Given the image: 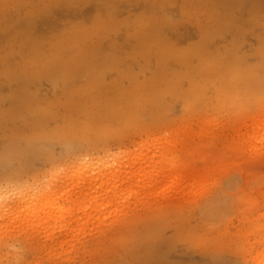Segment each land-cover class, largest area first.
<instances>
[{"label": "rangeland", "instance_id": "374dc122", "mask_svg": "<svg viewBox=\"0 0 264 264\" xmlns=\"http://www.w3.org/2000/svg\"><path fill=\"white\" fill-rule=\"evenodd\" d=\"M254 117L264 0H0V264H252L264 245ZM173 131L197 169L213 154L206 189L101 210L76 197L79 178Z\"/></svg>", "mask_w": 264, "mask_h": 264}, {"label": "bare ground", "instance_id": "6f19581e", "mask_svg": "<svg viewBox=\"0 0 264 264\" xmlns=\"http://www.w3.org/2000/svg\"><path fill=\"white\" fill-rule=\"evenodd\" d=\"M253 125L254 127L257 126V129L260 127L258 130L261 131L264 128V120L254 117L252 119ZM254 127L253 131L249 132V137L253 133L251 138L259 140L257 136L255 137L254 132L256 129ZM180 137L185 136L176 134V131L165 134L159 137L157 142H147L143 145L138 151L139 153L132 155L133 159L129 164L121 162L116 165L106 166L105 169L86 179L79 178L76 197L83 199L84 197L96 195L95 198H102L103 202L99 205V210H101L106 206L117 203L121 198L129 199L140 195L144 191H156L158 188L162 189L164 196L176 201L182 197L181 195H194L197 192L196 187L198 185H203L205 186L204 189H206L209 182L216 178L214 169L207 164L211 159H214L213 156H210L213 154L209 150L204 161L209 160L202 163L204 166L201 164L203 166L202 169H197L194 157H189L185 155L184 151L177 150L176 146L182 149V142L184 141V138ZM262 149H264V138L259 144L258 150ZM197 156L201 155L198 153ZM215 157L217 158V156ZM91 168L92 165L88 164L78 169L82 172L85 170L90 171ZM108 174H114V177L111 187L104 190L106 185L105 178ZM229 186L230 184L226 185L228 188ZM51 195H53V191L50 190L48 196L51 197ZM220 198L224 199L225 194L220 195L214 201V205L211 206L212 210L216 209L215 204H219ZM64 215L65 213L63 212L61 216L63 217ZM101 215L103 216V214ZM47 218L49 217H44L43 220H36L32 225L35 226L40 221L47 220ZM262 244H260L261 250H255L256 255L253 257L252 264H264V245Z\"/></svg>", "mask_w": 264, "mask_h": 264}]
</instances>
